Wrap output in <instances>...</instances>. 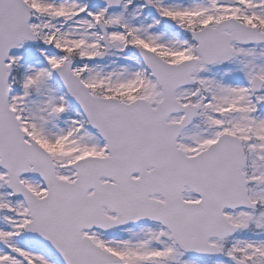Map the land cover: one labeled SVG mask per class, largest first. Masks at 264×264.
I'll return each mask as SVG.
<instances>
[{"label":"snow or ice","instance_id":"6c2138e0","mask_svg":"<svg viewBox=\"0 0 264 264\" xmlns=\"http://www.w3.org/2000/svg\"><path fill=\"white\" fill-rule=\"evenodd\" d=\"M0 264H264V0H0Z\"/></svg>","mask_w":264,"mask_h":264}]
</instances>
